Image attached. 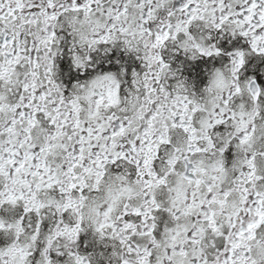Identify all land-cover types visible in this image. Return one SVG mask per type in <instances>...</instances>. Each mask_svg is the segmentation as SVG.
<instances>
[{"label":"snow or ice","instance_id":"1","mask_svg":"<svg viewBox=\"0 0 264 264\" xmlns=\"http://www.w3.org/2000/svg\"><path fill=\"white\" fill-rule=\"evenodd\" d=\"M208 2L209 0H186L181 11L192 6L191 19H195L197 13L208 10L200 7ZM211 2L214 5L212 12L218 10L220 13L216 24L218 29L230 21L240 30L237 35L233 29L232 36H236L237 40L247 38L244 48L250 47L264 52V0H241L244 6L235 11L227 0ZM99 5L100 0H84L83 3L80 0H70L69 5L58 3V0H0V85H3L0 88V179L8 181V184H0V188L5 189L0 191V202L4 197L13 203L17 199H26V211H31V208L39 211L44 204L37 201L36 190H55L59 186L60 193L74 194V190L86 187L87 176L95 174L99 177L102 175L100 170L107 164L115 165L121 159L132 158L140 170L139 175L143 177L138 182L146 186V195L150 194L151 199L146 201L145 207L133 208L132 216L125 213L122 225L114 224L112 227L125 234L128 251L138 256L137 264H256L255 260L244 255L242 248L245 239H253V230L264 226V190L260 187L264 185V168L258 165V157L253 154L251 158L240 162L239 176L233 184L225 187V177L221 173L227 171L225 159L231 162L232 143L224 139L217 144L210 135H205L203 139L207 141V147L201 145L198 142L200 137L195 135L197 130L191 123L200 106L193 107L194 102L186 97H178L172 101L176 107L168 111L171 126H179L192 133L190 139L196 143L189 144V153L198 154L215 148L221 158L211 166L216 175L208 176L206 180L208 169L200 161L191 169L195 175L185 171L178 186L169 189L176 195L172 197V206L167 212L175 214L177 221L181 217L193 219L190 223L177 224L175 228L171 225L165 228L166 232L172 233L170 243L157 256L152 245L159 246L160 230L154 221L160 215V204L153 188L167 184L168 180L154 168L153 162L161 154L162 148L167 149L172 144V140L165 135L169 126L167 120L159 130L155 127L165 111V106L152 102L153 109L148 110L147 115L141 112L133 119L120 117L114 112L106 114V110L119 104L122 89L118 82L114 81L115 87L108 88L106 94L97 93L93 88L81 98L79 95H69L53 75L55 64L60 61V57L53 51L58 36L53 22L68 7L76 11L82 7L85 12H91L93 6H96L98 11H104ZM140 7L144 5L141 4ZM127 11L128 4H124L122 9L108 8L107 15L119 21ZM147 16L149 19L153 17L151 8L148 9ZM187 23H191V20ZM112 27L115 28V24ZM167 27L172 29L173 25L169 24ZM175 30L181 31L180 23L175 25ZM120 31L127 29L121 27ZM168 35L169 32H157L153 47L159 46ZM240 47L235 41L231 48L222 43L217 46L216 54L219 55L221 49H225L227 55L237 57L234 64L247 67L245 53L239 50ZM233 48L237 49L234 53ZM202 51L208 56L213 55L210 50ZM96 58V53L88 54L90 64H94ZM113 58L114 55L107 56L108 60ZM73 63L79 72L82 66L81 57L69 55V71ZM112 71V68L103 69V73L107 75L97 76L91 80V84L96 86L99 80L113 79ZM115 71L118 72L119 69ZM85 75L91 77L94 73L86 68ZM21 76L22 83L19 79ZM148 79L145 74V80ZM146 86L150 92L155 91L151 85ZM248 90L253 98L264 103V83L255 89L250 84ZM240 92L241 87L237 84L235 93ZM231 98L230 92L222 100L218 113H213L217 117L215 125L220 126L215 130L221 136L223 116L229 111L227 105ZM86 105L87 116L82 118L81 114ZM232 116L235 118V113ZM134 119L145 121L144 126H134ZM201 123L206 128H214L211 119ZM236 131L241 129L237 128ZM238 139L239 145H244L249 137L245 135ZM178 159L179 157L174 156L168 159V165L173 172L178 167ZM184 159L189 164L193 163L188 157ZM16 186H20L19 196L15 194ZM24 190L29 193L27 198ZM237 192L239 198L233 200V193ZM71 206L72 200L69 196L64 207ZM154 210L156 214L152 215ZM141 217L143 223L138 226L135 221ZM26 220L27 218L24 221L17 220L14 225H7L4 220H0V229L14 227L19 236L24 231ZM46 226L45 223L44 227ZM140 227L144 229L143 232L139 231ZM32 228L34 235L31 239L38 243L42 228L36 226L35 218ZM66 231L69 229L58 228L57 235ZM137 235L143 237L145 243L151 238V245L141 247L140 242L134 244ZM3 242V233L0 232V243ZM51 243L52 237L49 236V246ZM260 246H264V239ZM31 247L29 244L10 243L7 248H0V264H28L32 256L29 250ZM210 250L215 252L214 257L210 255ZM37 255L42 257L44 264H52L48 259V248L40 245ZM77 264H82L80 258H77Z\"/></svg>","mask_w":264,"mask_h":264},{"label":"clouds","instance_id":"2","mask_svg":"<svg viewBox=\"0 0 264 264\" xmlns=\"http://www.w3.org/2000/svg\"><path fill=\"white\" fill-rule=\"evenodd\" d=\"M80 2L83 3L84 0ZM185 2L186 0H100L99 7L104 11H98L96 6H93L91 12H85L82 7L78 11L68 7L61 12L57 21L53 22L58 33L53 51L60 57V61L55 64L53 75L69 95H79L83 98L93 88L97 93L106 94L108 88L115 87V81L122 89L119 104L106 110V114L114 112L120 117L133 119L141 112L147 115L148 110L153 109L152 102L165 106V111L155 127L159 130L167 120L169 126L165 135L172 140V144L167 149L162 148L161 154L153 162L154 168L163 173L168 180L167 184L153 188L160 204V215H157L154 221L159 225V246L152 245L157 256L163 253L170 243L172 233L166 232L165 228L169 225L175 228L177 224L190 223L193 219L181 217L177 221L175 214L167 212L172 206V197L176 195L169 189L178 186L185 171L195 175L191 169L200 161H203L202 166L208 169L206 180L208 176L216 175L211 166L221 158L215 148L198 154L187 151L189 144L196 142L190 139L191 132H186L179 126H171L168 111L176 107L172 104L173 100L186 97L194 102L193 107L200 106L191 123L197 130L195 135L200 137L198 142L201 145L207 147V141L203 139L205 135H210L217 144L222 143L224 139L231 141V162L225 159L227 171L221 173L225 177V187L233 184L239 176L240 162L251 158L253 154L258 157V165L264 168V103L253 98L248 90L250 84L254 89L261 84L257 76L264 79V52L250 47L244 48L247 38L237 40L236 36H232L233 29L237 35L240 30L230 21L218 29L216 24L220 13L218 10L212 12L214 5L211 0L207 5H200L202 9L206 7L208 10L197 13L195 19H191L192 6L181 11ZM58 3L69 5L70 0H58ZM227 3L233 5V11L244 6L241 0H227ZM124 4H128V11L119 21L107 15L108 8L122 9ZM141 4L144 7H140ZM149 8L153 11L151 19L147 16ZM188 20H191V23H187ZM177 23L181 24L179 32L175 30ZM113 24L115 28L112 27ZM169 24L173 25L172 29H168ZM121 27L127 31H120ZM157 32H169V35L159 46L153 47ZM226 40L228 48H231L234 41L241 46L239 50L245 53L247 67L234 64L233 61L237 60V57L227 55L225 49H221L219 55L216 54L217 46ZM202 49L210 50L213 55H206ZM236 50L233 48L232 52ZM90 52L96 53L94 64L88 61ZM113 53L114 58L108 60L107 56ZM69 55L81 57L82 66L79 72L75 63L71 71L62 70L61 61L68 60ZM204 60H207V63L203 65L202 76L198 77L193 65ZM110 64L115 65L111 72L113 79L99 80L97 85L93 86L91 80L101 74L107 75L103 73V69H107V65ZM86 68L94 75L86 76ZM117 68L118 72L115 71ZM189 70L192 72L191 75ZM145 74L149 77L148 80H145ZM73 75L75 79H72ZM19 79L22 83L23 77ZM237 84L241 87L240 93H235ZM146 85H151L155 91L150 92ZM2 87L3 85H0V88ZM230 92L232 98L227 105L229 111L223 116L221 136L215 130L220 126L215 125L217 117L213 113H218L222 100L227 98ZM87 107L86 105L81 114L82 118L87 116ZM233 113L235 118L232 116ZM210 119L214 128H206L201 123ZM144 123L143 120L134 119V126L142 128ZM237 128L241 131L237 132ZM245 135L249 137L247 143L239 145L238 138ZM177 149L180 151H176ZM170 156L179 157L175 172L171 171V166L168 165ZM184 157H188L193 163H187ZM100 171L102 175L99 177L95 174L87 176L86 187L74 190V194L60 193L59 186H56L55 190L47 188L36 190L37 201L44 204L39 211L35 208L26 211L28 208L26 199H17L13 203L8 201L7 197L2 198L0 220H4L7 225H14L17 220L24 221L25 218L27 220L24 231L19 236L14 227L0 229L4 241L0 243V248H7L10 243L32 245L29 249L32 256L28 264H44L42 257L37 255L40 245L49 249L48 259L52 264H77V258H80L82 264H125V261H128V264H137L138 256L128 251L124 240L125 234L119 233L112 225H122L125 213L132 216V209L145 207L151 195H146V186L138 182L143 180V177L139 175L140 170L132 158L121 159L115 165L107 164ZM0 184H8V181L0 179ZM184 186L187 187L186 184ZM260 187L264 190V185ZM16 188L15 194L19 196L20 186ZM3 190L5 189L0 188V191ZM28 195L27 190H24L25 198ZM69 196L72 206L66 208L64 205L68 202ZM238 198L239 193H233V200ZM177 206H180V202ZM155 214L156 210L152 215ZM33 218L36 226L42 228L38 243L31 239L34 235ZM135 223L141 225L143 217ZM58 228H67L69 231L57 235ZM72 229L75 231H71ZM139 231L143 232L144 229L140 227ZM49 236L52 237L51 246L48 244ZM262 239L264 226L254 229L253 239H245L242 248L244 255L255 260L256 264H264V246H260ZM137 242H140L141 247H147L151 245V238L145 243L144 238L137 235L133 243ZM210 255L214 257L215 252L210 250Z\"/></svg>","mask_w":264,"mask_h":264},{"label":"flooded vegetation","instance_id":"3","mask_svg":"<svg viewBox=\"0 0 264 264\" xmlns=\"http://www.w3.org/2000/svg\"><path fill=\"white\" fill-rule=\"evenodd\" d=\"M223 43H224L225 47H229L227 40L224 41ZM113 55H115V54L113 53ZM206 63H207V60L197 61L196 64L193 65V68L196 70V73H197L198 77L202 76V74H203L202 73V68H203V65L206 64ZM101 66L104 67L103 64ZM113 67H115V65H111V64L107 65V68H113ZM61 68H62V70H67L68 69V60L67 59L61 61ZM191 74H192V72H191V70H189V75H191ZM72 79H75L74 75L72 76ZM257 79L261 83H264V79L260 78L259 76H257ZM82 240H83V238H82Z\"/></svg>","mask_w":264,"mask_h":264}]
</instances>
